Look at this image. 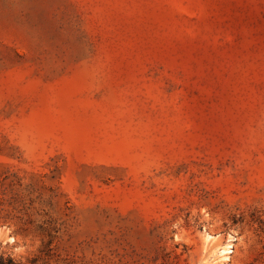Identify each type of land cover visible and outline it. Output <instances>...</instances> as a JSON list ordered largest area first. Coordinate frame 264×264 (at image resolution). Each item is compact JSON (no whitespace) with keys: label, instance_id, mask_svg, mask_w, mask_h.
<instances>
[{"label":"rangeland","instance_id":"rangeland-1","mask_svg":"<svg viewBox=\"0 0 264 264\" xmlns=\"http://www.w3.org/2000/svg\"><path fill=\"white\" fill-rule=\"evenodd\" d=\"M0 254L264 264V0H0Z\"/></svg>","mask_w":264,"mask_h":264},{"label":"trees","instance_id":"trees-1","mask_svg":"<svg viewBox=\"0 0 264 264\" xmlns=\"http://www.w3.org/2000/svg\"><path fill=\"white\" fill-rule=\"evenodd\" d=\"M36 261H37L36 259H32L25 264H35ZM0 264H18V263H16L12 258L0 254Z\"/></svg>","mask_w":264,"mask_h":264}]
</instances>
